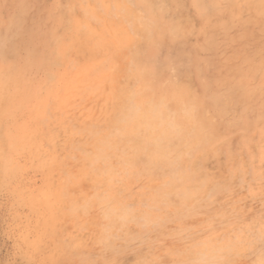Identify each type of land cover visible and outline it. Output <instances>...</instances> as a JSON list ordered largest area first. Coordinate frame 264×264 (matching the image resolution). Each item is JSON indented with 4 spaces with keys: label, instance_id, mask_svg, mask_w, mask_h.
Masks as SVG:
<instances>
[{
    "label": "rangeland",
    "instance_id": "obj_1",
    "mask_svg": "<svg viewBox=\"0 0 264 264\" xmlns=\"http://www.w3.org/2000/svg\"><path fill=\"white\" fill-rule=\"evenodd\" d=\"M215 1L0 0V264H264V0Z\"/></svg>",
    "mask_w": 264,
    "mask_h": 264
},
{
    "label": "bare ground",
    "instance_id": "obj_2",
    "mask_svg": "<svg viewBox=\"0 0 264 264\" xmlns=\"http://www.w3.org/2000/svg\"><path fill=\"white\" fill-rule=\"evenodd\" d=\"M216 1H217V0H216ZM216 1H215V2H216ZM205 2H206V1H205ZM227 2H228V1H227ZM5 3H7V1H5ZM200 3H201V2H200ZM211 3H212V2H211ZM218 3H219V2H218ZM215 4H216V3H215ZM215 4H214L213 8L215 7ZM198 6H199V5H198ZM200 6H201V5H200ZM218 7H219V6H218ZM219 9H220V8H219ZM219 9H218V10H219ZM221 9H222V8H221ZM211 10H212V9H211ZM215 10H216V12H217V8H216ZM205 11H206V10H205ZM205 11H204V12H205ZM212 11H213V10H212ZM212 11H211V12H212ZM219 11H222V10H219ZM216 12H215V14H216ZM205 13H206V12H205ZM221 13L224 14L223 12H221ZM201 14H202V13H201ZM206 14L209 15V12H207ZM217 15H218V14H217ZM219 15H220V13H219ZM222 16H223V15H222ZM220 17H221V16H220ZM208 18H209V17H208ZM225 18H227V17H225ZM221 19L223 20V17H222ZM228 19H231V18H228ZM219 21H220V19H219ZM227 21L230 22L229 20H227ZM241 21H242V20H241ZM211 23H212V22H211ZM209 24H210V22H209ZM205 25H206V24H205ZM218 26H219V25H218ZM206 27H207V26H206ZM226 27H227V26H226ZM220 28H221V27H220ZM202 29H203V28H202ZM206 29H209V28H206ZM206 29H204V30H206ZM218 29H219V27H218ZM218 29H217V30H218ZM175 30H176V29H175ZM180 30H181V29H180ZM215 30H216V29H215ZM220 30H221V29H220ZM182 33H183V32H182ZM204 35H205V34H204ZM210 35H211V34H210ZM212 38H213V36H212ZM216 40H217V39H216ZM204 42H205V41H204ZM210 43H211V42H210ZM204 46H205V45H204ZM207 46H208V45H207ZM186 51H187V50H186ZM204 51H205V50H204ZM187 53H188V52H187ZM171 54H172V53H171ZM190 56H191V55H190ZM177 58H178V57H177ZM175 60H176V59H175ZM179 60H180V59H179ZM179 60H178V61H179ZM175 62H176V61H175ZM198 63H200V62H198ZM200 65H201V64H199V66H200ZM196 66H197V65H196ZM197 67H198V66H197ZM255 67H256V66H255ZM257 67H258V66H257ZM263 67H264V66H263ZM261 68H262V67H261ZM255 70H256V69H255ZM257 70H259V69H257ZM257 70H256V71H257ZM242 76H243V75H242ZM233 77H234V76H233ZM240 78H241V77H240ZM237 80H238V79H237ZM220 82H221V81H220ZM217 83H218V82H217ZM263 83H264V82H263ZM221 84H222V83H221ZM257 85H258V84H257ZM261 85H262V84H261ZM238 86H241V85L238 84L237 87H238ZM235 89H236V88H235ZM238 90H239V89H238ZM250 90H251V89H250ZM218 92H219V91H218ZM229 92H231V91H229ZM232 92H233V90H232ZM241 92H242V91H241ZM238 93H239V92H238ZM242 93H243V92H242ZM229 94H230V93H229ZM225 95H227V94H225ZM213 97H214V96H213ZM213 97H212V98H213ZM215 97H216V95H215ZM225 97H226V96H225ZM220 98H221V97H220ZM225 100H226V99H225ZM230 100H231V99H230ZM232 100H233V99H232ZM214 101H215V100H214ZM228 102H229V101H228ZM214 106H215V104H214ZM217 106H218V105H217ZM250 107H251V106H250ZM256 111H257V110H256ZM251 112H252V111H251ZM260 112H261V111H260ZM254 113H255V112H254ZM261 113H262V112H261ZM258 114H259V113H258ZM256 115H257V114H256ZM263 115H264V114H263ZM249 116H250V115H249ZM254 116H255V115H254ZM257 116H258V115H257ZM248 118H249V117H248ZM257 118H258V117H257ZM259 118H260V117H259ZM254 119H255V118H254ZM237 123H238V122H237ZM251 123H252V122H251ZM231 124H232V123H231ZM238 124H239V123H238ZM247 126H248V123H247ZM243 127H244V126H243ZM245 128H246V127H245ZM253 128H254V127H253Z\"/></svg>",
    "mask_w": 264,
    "mask_h": 264
}]
</instances>
